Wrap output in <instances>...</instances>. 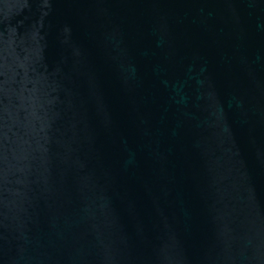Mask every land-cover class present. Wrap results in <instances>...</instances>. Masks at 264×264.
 <instances>
[{
	"label": "water",
	"instance_id": "1",
	"mask_svg": "<svg viewBox=\"0 0 264 264\" xmlns=\"http://www.w3.org/2000/svg\"><path fill=\"white\" fill-rule=\"evenodd\" d=\"M0 264H264V0H0Z\"/></svg>",
	"mask_w": 264,
	"mask_h": 264
}]
</instances>
